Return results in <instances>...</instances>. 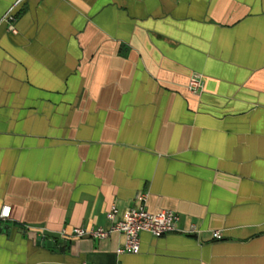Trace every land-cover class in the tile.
I'll return each mask as SVG.
<instances>
[{
	"label": "crops",
	"instance_id": "0c3cea01",
	"mask_svg": "<svg viewBox=\"0 0 264 264\" xmlns=\"http://www.w3.org/2000/svg\"><path fill=\"white\" fill-rule=\"evenodd\" d=\"M2 205L0 264H264V0H0Z\"/></svg>",
	"mask_w": 264,
	"mask_h": 264
},
{
	"label": "built area",
	"instance_id": "2783aa9c",
	"mask_svg": "<svg viewBox=\"0 0 264 264\" xmlns=\"http://www.w3.org/2000/svg\"><path fill=\"white\" fill-rule=\"evenodd\" d=\"M10 10L5 14L4 18L10 21L8 29L15 33L16 29L12 23L13 18ZM187 89L193 93L200 91L202 89L201 78L198 75L190 76L187 82ZM137 200L140 202L138 205L126 207L121 212L118 211L115 205H111L105 212L106 219L112 223L108 229L96 227L86 231L81 227H75L72 233L76 236L90 235L93 238H103L111 231H119L124 234L125 240L118 252L137 253L140 246L139 235L141 232H147L154 237H159L176 230L177 213L165 208L156 211L148 210L144 205L145 194L143 193L137 195ZM9 213L10 207L2 205L0 208V219L8 218ZM62 234H64V231H62ZM212 235L216 239L221 238V233L218 230L213 231Z\"/></svg>",
	"mask_w": 264,
	"mask_h": 264
},
{
	"label": "water",
	"instance_id": "95a60500",
	"mask_svg": "<svg viewBox=\"0 0 264 264\" xmlns=\"http://www.w3.org/2000/svg\"><path fill=\"white\" fill-rule=\"evenodd\" d=\"M37 243L43 245L45 243L46 246H50L51 241L50 240H46L44 241L43 239H38Z\"/></svg>",
	"mask_w": 264,
	"mask_h": 264
}]
</instances>
